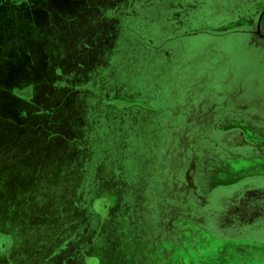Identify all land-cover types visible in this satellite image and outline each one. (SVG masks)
Wrapping results in <instances>:
<instances>
[{"label": "rangeland", "instance_id": "obj_1", "mask_svg": "<svg viewBox=\"0 0 264 264\" xmlns=\"http://www.w3.org/2000/svg\"><path fill=\"white\" fill-rule=\"evenodd\" d=\"M260 30L264 0H0V263L9 232L47 263L82 199L86 264L264 262L232 218L264 177Z\"/></svg>", "mask_w": 264, "mask_h": 264}, {"label": "crops", "instance_id": "obj_2", "mask_svg": "<svg viewBox=\"0 0 264 264\" xmlns=\"http://www.w3.org/2000/svg\"><path fill=\"white\" fill-rule=\"evenodd\" d=\"M55 67H57L56 73H58L57 69H59L62 71L61 75L64 74L63 72H65V75L67 73L69 74V75L67 74L68 76L66 78L71 79V77L73 76L71 73V67L69 66V63L67 61L62 63V65H56ZM79 73L80 71L78 72V74H75L73 76V80H76L82 77V76H79L80 75ZM51 79L55 82L56 81L55 79H58V78L55 76H51ZM67 86H69V84H67ZM36 90H37V87H36ZM75 205H77L80 208V211L77 208V214H74V215L69 214L67 216L66 214H68V211L70 210L69 209L61 210V208L63 207V204H59L58 213L61 214L63 218H66L63 223L66 224V221H68L69 224L67 226H63L62 228L63 231L61 234H59V237L57 239L58 244L51 245L52 248H50L51 246L49 247L50 251L52 250V252L47 256L46 258L47 263L45 262V264H86L82 261L83 255L85 256V255L90 254L89 253L90 250H97L95 246H97L98 244H99L100 255L102 253L101 250H104V252L107 250V249H103L100 247L102 246L103 240L105 241L104 246L107 247V236H108V232L106 230L107 229V218L101 219V218H97V216L95 215V218L92 221L91 219L92 213L90 211L89 200L88 201L83 200V199L81 201L77 200L76 202H74V206ZM85 210H86V216H85ZM67 217H71V218L67 219ZM77 218L78 220L76 221ZM74 221H76L77 223V225L75 226L74 224H72ZM92 222L98 225V229L96 232L97 234L95 233L96 235L90 234L89 226ZM85 235H87V238H85ZM4 238H8L10 240V243L8 247H5L4 249H2L3 257H2L0 264H37V262L35 261L38 258L37 256L39 255V252H42V251L37 252V250H28V251L23 252V254L21 253V257L19 258L15 259L14 257L10 256L11 258L9 257L8 261L7 259L5 260L6 255L8 254L12 255L13 252L11 250H15V247L13 246L14 235L11 234V232L6 234ZM112 242H113V247L115 248L109 249V250H116V249L123 250V247L119 248L116 240L115 242L114 241ZM109 243H111V239ZM82 245L85 247H83ZM90 245H92V248H89ZM78 246H82L84 249L78 250V252H76L77 251L76 249H78ZM76 253L79 255V257ZM248 253L249 254H253V253L260 254L264 257V250H252V252H248ZM58 255H60V257L58 259H54L58 257ZM69 258L71 259V261L66 262V259H69ZM61 260H64V261H61ZM257 263L264 264L263 261H258ZM87 264H90V263L87 262Z\"/></svg>", "mask_w": 264, "mask_h": 264}, {"label": "flooded vegetation", "instance_id": "obj_3", "mask_svg": "<svg viewBox=\"0 0 264 264\" xmlns=\"http://www.w3.org/2000/svg\"><path fill=\"white\" fill-rule=\"evenodd\" d=\"M260 36H262V31H259ZM264 35V34H263ZM260 46L264 47V39L261 38L260 39ZM245 91V89H244ZM252 91V90H251ZM249 90V92H251ZM253 91H255V89L253 88ZM252 112V111H251ZM215 113V111H214ZM218 113V111H217ZM248 115H250V113H248ZM185 117V119H184ZM190 122L193 121L194 125H198L196 121V119H188ZM250 122H253L252 120H250ZM179 123H182V125H185L187 123V118L185 116L184 113H182V118H180ZM258 124L257 122H253V125ZM200 125V124H199ZM260 126L262 124H259ZM248 145H241L240 147L243 148H248V149H252L255 151L254 154L259 155L261 154V148L258 147L256 143H253L251 140H249V142H247ZM253 153V152H252ZM264 153V152H263ZM253 155V154H252ZM163 177L164 179L169 178V174L165 173L163 171ZM259 180L262 182L259 183H255V182H250V183H245L242 187L237 188L236 191L234 190V196H238L239 199H237L238 204H236L234 210H233V225H238L241 230L237 231L238 232H245V233H253V236H255L256 238L261 237V241L264 242V177H260L258 176ZM263 178V179H262ZM153 179H156V177L154 176ZM259 186V187H256ZM254 191H258V193L254 192ZM243 199V200H241ZM240 201H244L242 205H240ZM237 226V227H238ZM236 228V227H235ZM122 234V232L120 233ZM262 234V235H261ZM77 235V233H76ZM260 235V236H259ZM83 246V245H82ZM78 246V249H76L78 252V250H83L85 246ZM77 254V253H76ZM78 255V254H77ZM55 257V256H54ZM79 257V255H78ZM86 256L83 255L82 259H85ZM64 261V260H61ZM70 262L71 259H66V262Z\"/></svg>", "mask_w": 264, "mask_h": 264}]
</instances>
